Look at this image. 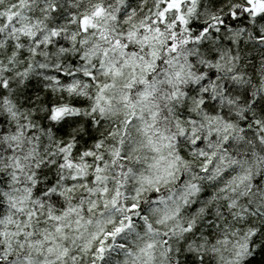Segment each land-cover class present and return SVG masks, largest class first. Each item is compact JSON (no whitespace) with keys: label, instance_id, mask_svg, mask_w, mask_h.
I'll return each instance as SVG.
<instances>
[{"label":"snow or ice","instance_id":"6c2138e0","mask_svg":"<svg viewBox=\"0 0 264 264\" xmlns=\"http://www.w3.org/2000/svg\"><path fill=\"white\" fill-rule=\"evenodd\" d=\"M0 264H264V0H0Z\"/></svg>","mask_w":264,"mask_h":264}]
</instances>
